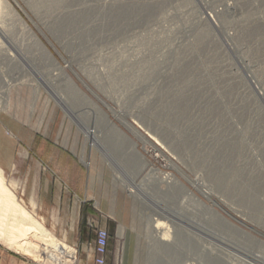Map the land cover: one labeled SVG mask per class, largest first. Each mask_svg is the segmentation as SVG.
Returning a JSON list of instances; mask_svg holds the SVG:
<instances>
[{"label":"rangeland","instance_id":"obj_1","mask_svg":"<svg viewBox=\"0 0 264 264\" xmlns=\"http://www.w3.org/2000/svg\"><path fill=\"white\" fill-rule=\"evenodd\" d=\"M3 1L0 168L70 264H264V0Z\"/></svg>","mask_w":264,"mask_h":264},{"label":"bare ground","instance_id":"obj_2","mask_svg":"<svg viewBox=\"0 0 264 264\" xmlns=\"http://www.w3.org/2000/svg\"><path fill=\"white\" fill-rule=\"evenodd\" d=\"M3 8L11 9V11H13L16 17L18 18V20L30 32V29L27 27L24 21H22V19L15 12V10L10 5L5 3L3 0H0V12ZM32 35L34 36V34ZM131 149H134V145L131 146ZM144 166L140 167V171H143ZM162 179L166 181V183H168L167 180L169 179L167 178V176H163ZM126 187L127 189H129V193L133 195L140 204L145 205L146 200H148V198L142 185H135L132 182L131 184H127ZM184 191L190 197L196 198V196L193 195L189 190L184 189ZM198 191L201 194V196H203L205 199L210 200L214 204H216V202L211 198L210 194H208L207 191L205 192L202 189H199ZM165 215H167L166 211H162L161 213L156 214L155 218L153 219L149 218L150 219L149 230L153 237V240L155 244L158 245L160 244L163 247L165 246V243L169 240L170 237L169 233H172L171 230L169 232L166 223L163 222L164 221L163 219H165ZM0 244L6 246L7 249L17 254H20L27 258H31L35 262H39V264L40 263L70 264L73 263L74 260L76 259L75 252L71 247H69L63 241L57 239L50 231H48L44 227V225L40 221L36 220L32 215H30V213L25 209L24 206L21 205L20 202H18L15 195L12 193L9 186L7 185L1 168H0Z\"/></svg>","mask_w":264,"mask_h":264},{"label":"built area","instance_id":"obj_3","mask_svg":"<svg viewBox=\"0 0 264 264\" xmlns=\"http://www.w3.org/2000/svg\"><path fill=\"white\" fill-rule=\"evenodd\" d=\"M109 233L104 228L95 230L94 254L96 264H104L108 252Z\"/></svg>","mask_w":264,"mask_h":264},{"label":"crops","instance_id":"obj_4","mask_svg":"<svg viewBox=\"0 0 264 264\" xmlns=\"http://www.w3.org/2000/svg\"><path fill=\"white\" fill-rule=\"evenodd\" d=\"M54 207L57 209L59 208V213H60V211H62L63 207H64V209L67 207H74L75 208V202L71 199L70 196L63 195L61 190L58 189V191H55V194H54ZM55 213H56V210H54V217H56ZM68 239H71V237L69 236ZM72 240L75 241V237H73ZM2 262H3V264H7V263L8 264H16L12 259H3Z\"/></svg>","mask_w":264,"mask_h":264}]
</instances>
